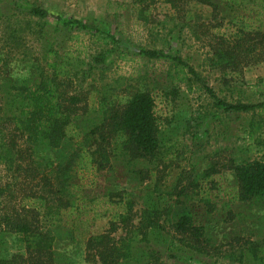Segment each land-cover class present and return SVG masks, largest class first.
<instances>
[{"label": "rangeland", "instance_id": "rangeland-1", "mask_svg": "<svg viewBox=\"0 0 264 264\" xmlns=\"http://www.w3.org/2000/svg\"><path fill=\"white\" fill-rule=\"evenodd\" d=\"M208 1L215 4L219 18H230L232 10L224 2ZM32 5L71 24L64 26L53 17H31L28 11ZM175 5L177 10L171 17L150 6L148 21L142 22L136 18L138 6L133 0H0V264H21L19 258L25 255L20 237L5 232L3 215H17L32 227L41 228L42 215L26 206L27 197L47 196L48 205L54 204L49 193L42 191V183L30 176L29 170L42 154L35 153L26 133L15 128L13 115L18 112V100L15 90L10 89L12 85L32 84L41 72L49 73L45 66L49 51L60 56L68 51L79 57L77 68L82 74L72 87L85 99L79 112L83 116L91 117L88 107L101 98L129 96L141 86L156 96V114L165 121L161 128L167 141L162 147L164 155L150 164L145 161L125 166V160L117 161L114 167L119 180L115 184L116 178L109 175L103 185L127 188L134 195V223L139 221L146 191L160 196L165 205L170 194L176 199L180 189L198 180L211 164L219 167L223 183L233 186V173L225 165L264 160L262 154L246 150L256 142L264 144V108L225 111L218 103H263L264 62L250 60L235 69L222 68L224 59L217 56L222 48L211 28L216 24L212 8L196 0H177ZM260 30L264 32V15ZM105 36L113 37L107 45L98 39ZM141 48L179 57L197 77L188 68L184 73L176 71L171 60L137 55ZM105 49L113 51L103 70H89L90 58ZM120 52L126 53L125 59L119 58ZM170 91L177 94L172 96ZM168 93L170 96L164 97ZM8 102L12 104L10 110ZM143 167L150 170L145 183L127 173ZM201 213L207 251L192 254L178 245L172 252L174 258L165 264H196L197 260L199 264H244L252 258V248H264V201L228 203L212 214ZM108 227L107 219L100 218L89 224L87 234L78 232L73 237L62 226L53 230L59 264H91L85 260V236ZM123 234L117 230L111 236L118 239Z\"/></svg>", "mask_w": 264, "mask_h": 264}, {"label": "trees", "instance_id": "trees-1", "mask_svg": "<svg viewBox=\"0 0 264 264\" xmlns=\"http://www.w3.org/2000/svg\"><path fill=\"white\" fill-rule=\"evenodd\" d=\"M196 1L212 8V20L216 24L211 28L216 44L222 48L217 54L218 58L224 59L222 68L235 69L250 60L264 62V32L260 30L264 0H221L232 10L230 18H219L215 4L208 0ZM176 2L133 0L138 6L136 18L148 21L150 6L157 7L165 17H171L177 10ZM28 15L40 19L53 17L64 26L71 24L35 5ZM98 39L107 45L113 37ZM112 51L105 49L92 56L89 70L99 68L102 71ZM136 54L149 60H171L180 73L188 68L179 57L169 58L160 51L141 48ZM118 56L125 59L126 53L120 52ZM48 58L45 66L49 73L41 72L32 84L12 85L10 88L15 90L13 93L18 100V112L13 115L15 128L26 133L28 141L34 144L35 153L42 154L29 170L30 176L42 183V191L49 193L54 202L49 206L47 196L27 197L26 206L42 215L44 225L41 228L32 227L30 222L17 215H3L5 232L18 235L23 243L25 255L19 258L21 264H59L53 230L62 226L73 237L78 232L87 234L89 224L100 218L107 219L109 227L85 236V260L91 264H165L174 258L172 252L178 245L192 254H204L208 242L201 221L202 210L204 214H212L228 203L264 201V160L225 165L233 173V186L225 185L219 167L211 164L198 180L194 179L188 187L180 189L176 199L170 194L168 204L161 203V197H154L152 191H146L139 221L134 223V195L127 188L103 185L109 175L116 178L114 163L117 161L125 160V166L145 161L150 164L164 155L162 147L167 141L161 135V128L165 121L156 114V96L141 86L129 96L101 98L96 105L88 107L92 116H83L79 112L85 99L72 87L82 74L77 68L79 57H73L68 51L62 56L49 51ZM188 70L197 77L192 68ZM208 92L215 96L212 91ZM170 94L175 96L177 93L170 91ZM169 96V93L164 95ZM218 103L225 111L246 112L264 108V102L256 105ZM6 106L10 110L12 104L8 102ZM167 123H171V118ZM246 150L264 156L261 142L248 146ZM127 173L140 183L150 177V170L144 167L136 171L132 168ZM118 180L116 178L113 182L116 184ZM2 195L0 189V198ZM117 230L124 234L115 239L111 234ZM250 254L252 258L244 264H264V248H252ZM196 264H199L198 260Z\"/></svg>", "mask_w": 264, "mask_h": 264}]
</instances>
